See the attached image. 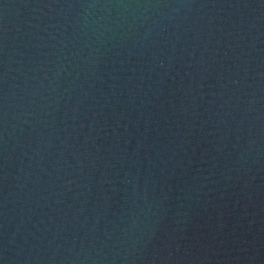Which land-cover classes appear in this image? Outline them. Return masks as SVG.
Masks as SVG:
<instances>
[{
  "label": "water",
  "instance_id": "95a60500",
  "mask_svg": "<svg viewBox=\"0 0 264 264\" xmlns=\"http://www.w3.org/2000/svg\"><path fill=\"white\" fill-rule=\"evenodd\" d=\"M0 264H264V0H0Z\"/></svg>",
  "mask_w": 264,
  "mask_h": 264
}]
</instances>
